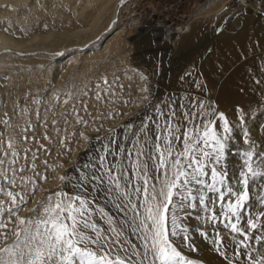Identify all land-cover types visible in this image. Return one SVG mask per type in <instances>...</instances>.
I'll use <instances>...</instances> for the list:
<instances>
[{
  "label": "rangeland",
  "instance_id": "rangeland-1",
  "mask_svg": "<svg viewBox=\"0 0 264 264\" xmlns=\"http://www.w3.org/2000/svg\"><path fill=\"white\" fill-rule=\"evenodd\" d=\"M31 1L44 2L45 5L52 3L51 0ZM114 1L110 0V6ZM65 3L66 0H54L52 4L59 5L57 9L65 8L67 11L69 4ZM220 3V0H127L122 4L116 21L121 34L135 42L129 57L118 66L112 62L117 57L113 54L109 57L106 50L100 55L104 54L99 58V66L92 71L81 72L83 60H78L76 65L69 64V58H66L60 68L52 69L51 75L48 74L50 76H43L41 79V76L35 75L36 78L39 76L37 81L36 78L33 79L36 83L32 80V83L29 81L27 84L9 86L6 79L9 76H16V82H21V77L29 70H45L52 65V55L39 51L35 55H47V63L36 64L37 66L30 69L29 66L20 65L1 70L0 160H4V164L0 165V187L5 192L19 194L17 199L23 196L27 201L21 205L19 216H28L30 209L37 208L38 202L53 192H71V187H64L65 182L60 177H78L75 169L88 162L92 150L101 146L100 140L110 137L118 144L130 147L125 140L127 123L133 124V131H136L147 116L153 115L155 119L154 109L157 106L166 111L163 109L166 103L172 104L179 111V97L186 104L203 102L208 111H211L210 105L213 102L214 105L220 100L230 102L225 109L215 110L217 114L224 113L230 127L229 132L223 133V121L218 119V115L215 117L218 130L227 139L225 155L221 165L217 166L225 173L224 185L219 187L222 191L227 187L241 188L240 172L245 153L256 154L254 166L264 159V70L259 71L258 77L261 81L255 82L250 91L225 95L223 93L226 91L225 82L237 64L256 55H264V0H226L225 6L219 8ZM25 7L26 4L9 15L0 16V29L9 28L5 26L13 23L22 14L20 17L24 22L11 28L24 31L28 26H40L43 30L39 37L41 43L38 40L36 44L43 47L41 49H45L44 44H50L48 42L51 41L55 42V48L71 41V38L66 40L68 36L63 34L64 22L59 19L61 13L57 18L55 10H52L55 21L48 13L50 11L41 10L42 13L37 19L28 15V12L22 13L21 10ZM107 13L106 17H110L111 10ZM136 28L139 31L133 32ZM54 30L57 31L52 32ZM245 31L252 34L250 43H233L231 52L220 50L225 43L232 42L236 34ZM50 33L53 36L56 34L57 38ZM104 45L105 43L94 39L89 45L90 53L102 51ZM231 54L235 55V60H231ZM58 71H61V77L57 76ZM149 129H154L151 122ZM104 142L107 143L106 140ZM9 144L12 145L11 148ZM13 151L17 155L13 156ZM127 163L130 167L131 161ZM260 170L257 168V171ZM5 173L15 182L5 181ZM205 180L210 181V176H206ZM5 192H0V201L6 202L7 206L10 201ZM96 195L100 196L101 193ZM217 195L205 190L203 204L192 199L190 202L186 201L184 207L177 206L175 213L185 229L181 236L206 238L224 264H250L249 253L255 256L257 252H264V244L259 239L264 236V178L257 176L250 180V198L246 207L239 210L238 226L242 228V233L246 229L248 236L255 237L245 240L248 245L245 248H238V242L244 239L243 234L233 232L228 227L232 221L223 214V205L233 197L226 196L225 200L219 201ZM193 196H197L195 190ZM258 200L261 202L255 205ZM97 204L104 206L105 211L115 218L113 226L118 230L122 221L131 220L130 210L127 215L118 212L103 198ZM212 213L216 214L215 220L211 218ZM94 218L102 228L108 227L104 220L95 216ZM252 220L261 226L255 230L249 228L248 222ZM3 224H7L10 234L14 225L9 222L8 217L0 216V225ZM3 232L4 229L0 227V234ZM181 236L173 239L186 257L197 264L215 262L214 259H202L201 253L195 250L191 252V249L181 247L184 244ZM121 239L135 245V249H130L128 253L134 264H140L141 261L148 264L141 241L129 227H124ZM7 243H12V240L9 239ZM3 246L4 242L0 241V247ZM134 251L139 252V255H133Z\"/></svg>",
  "mask_w": 264,
  "mask_h": 264
},
{
  "label": "snow or ice",
  "instance_id": "snow-or-ice-1",
  "mask_svg": "<svg viewBox=\"0 0 264 264\" xmlns=\"http://www.w3.org/2000/svg\"><path fill=\"white\" fill-rule=\"evenodd\" d=\"M163 109L166 111L157 106L155 119L147 116L136 131L131 123L125 126V140L130 147L110 137L100 140L101 146L92 150L88 162L75 169L78 177H60L64 187L70 186L72 191L51 193L38 202L37 208L30 209L28 216H19L21 205L27 203L23 196L17 199L19 194L0 187L10 201L7 206L0 201V216L8 217L14 225L10 234L7 224L0 225L4 229L0 234V241L4 242L0 264H134L128 253L135 245L121 239L125 226L141 241L148 264H197L182 253L173 239L185 232L175 209L192 199L203 204L205 190L217 193L219 201L233 197L223 205V214L232 221L228 227L242 233L239 210L246 207L250 198V180L264 178V159L254 166L256 154L245 153L241 188L227 187L222 191L219 186L224 185L225 173L217 166L225 155L227 139L218 130L215 117L218 115L223 121V133H227L230 127L224 113L217 114L214 108L206 110L203 102L180 104L179 111L166 103ZM149 122L154 129H149ZM12 155L17 154L13 151ZM2 164L4 160H0ZM206 176H210V181L205 180ZM3 178L15 182L6 173ZM102 198L118 212L127 215L130 210L131 220L122 221L119 230L114 227L115 218L97 204ZM94 216L108 227L98 225ZM211 218L215 220L216 214L212 213ZM248 226L255 230L261 225L252 220ZM242 234L244 239L238 242L241 249L248 246L245 240L255 239L248 236L246 229ZM181 238L185 246H191L187 235ZM259 239L264 244V236ZM248 255L250 264H264V252Z\"/></svg>",
  "mask_w": 264,
  "mask_h": 264
},
{
  "label": "bare ground",
  "instance_id": "bare-ground-1",
  "mask_svg": "<svg viewBox=\"0 0 264 264\" xmlns=\"http://www.w3.org/2000/svg\"><path fill=\"white\" fill-rule=\"evenodd\" d=\"M57 1L58 0H56V2ZM213 1H217V0H213ZM220 1L221 3L220 5H218L219 8L223 7V5L225 6L226 0H220ZM51 2L54 3V0L53 1L51 0ZM66 2L67 3L65 4H69L67 11H65V8L63 7L62 8L64 10L57 9L56 7H58L59 5L54 6L52 3L51 4L48 3L47 5H45L44 2L40 3V1L32 2L31 0H0V16L1 17L11 14L17 8L22 7L25 4H26V7L23 8L21 12L22 13L28 12V15H30L32 18L33 17L37 18L38 15L42 13V11L43 12L50 11L48 13H50L51 16L53 17L52 10H55V13H56L55 16L57 18H59L58 16L61 13L59 19L60 20L62 19V21L64 22L63 30L65 33L63 34H65L64 36L66 37L68 36V38H65V39L66 40L68 39L69 41V38H71V41H69V43L67 44L62 43V46L60 45L61 43L60 44L58 43L60 47H57V48H55L56 44H53L55 42L51 43L52 41L50 40L51 42H48L50 44H47L45 42L46 44H44V47L46 48L41 49L43 47H40L38 44H36V41L40 39L39 37L42 34L40 31H43L40 29V26L38 28L36 26L35 27L28 26L27 28L25 27L26 28L24 30L25 32L21 30L20 28L19 29L11 28L12 26H17L19 23L24 22V19L20 17V15L22 14H19V16L16 18V20L13 21V23L5 26L9 28H5V30L4 28L0 29V72L3 69L14 68L15 66L19 67L20 65L29 66V69H30V67L34 65L37 66L36 64L40 63L41 65V64L47 63L48 58H49L47 55L45 54H39V56H37L38 54L35 55L36 52H39V51L50 53L53 59L50 62V64L52 65L48 68H45V70L42 69L43 70L42 71L40 68L37 69L35 67L36 69L33 68L32 72H29L30 71L29 70L28 73L23 74V76L21 77L23 82L22 81L16 82V79H15L16 76L14 77L13 75L7 77L6 79H7L9 86L14 87L21 83L27 84L29 81L32 83V80L36 78L35 75L41 76L40 77L41 79L43 76L44 78H46L47 76L51 75L50 73L53 68L55 67L60 68V66L62 65V61L65 60L66 58H69V64H76V65H77L78 60H83L84 63H83L81 72H84V71H92L96 69V67L99 66L98 63L101 60L99 58L104 56V54L102 56L100 55L106 50L108 51L106 53L109 55V57L111 56V54L117 57L115 62L114 60L113 61L110 60L114 63L115 66L122 64L123 60L124 59L126 60L127 57H129V54L133 50V43L135 42V40L133 39L132 41H130L131 40L130 37H124L121 34L122 31H120L119 27L117 26L118 21H116L119 17L118 15L121 12L122 4H124L126 0H115L112 6H110V3H111L110 0H66ZM6 3L8 4L10 3V4L6 5ZM60 10L62 12H60ZM109 10H111L110 17L109 16L106 17V13ZM56 17H53L55 18V21H56ZM59 19L57 20L60 21ZM49 22L51 21L49 20ZM49 22H47V24ZM50 26H51V23H50ZM49 29H52V28L50 27ZM44 31L46 30L44 29ZM56 31L57 30H54L52 32H56ZM134 31L138 32L139 30L138 28H136V29H133V32ZM60 34H62L61 31H60ZM257 34L261 35L260 32H257ZM51 35H49V37ZM55 35L54 36L52 35V36L55 37ZM251 35L252 34L247 31L240 33V34L238 33L236 34V36H234V40L232 42L225 43L226 45H224V47H222L220 50L224 52H231L234 47L233 43H238L240 45H243L245 43L246 44L250 43L251 38H252ZM94 39L95 40L98 39L99 42H102L103 44L105 43L104 49L99 52L90 53L91 49L89 45L91 42L94 41ZM58 41H62V40L58 39ZM230 56L232 58L231 60L236 59L234 54H231ZM105 57H108V56H105ZM71 67L76 68V66L74 65H71ZM262 70H264V55L263 54L256 55L252 59L246 62L237 64L236 68L232 71V73L230 74V76L225 82L226 86L224 87V89L226 91L223 93V95L234 93V92L243 93V92L250 91V89L253 88V86L255 85V82L261 81V79L258 77V73L259 71H262ZM59 72L61 73V71H58L57 76L61 77ZM39 76L36 78V81L39 78ZM179 102H181L180 104H186V102H183V99L181 97H179ZM229 103L230 102H223L222 100H220L218 104L216 105H214V102H213V104L210 105V107L211 109L214 108L217 111L220 109H225V107L229 105ZM247 143L249 144L248 141ZM258 202L260 203L261 201L260 200L256 201L255 205H257ZM182 243L184 244H181V247H184V249H191L190 251L194 252L193 250L194 248L195 251H197L198 253H201L202 259H207L208 261L211 259H214L215 262H213V264H224V262L221 261V257L217 253V251L212 250L211 245L208 243V240L206 238L205 239L202 237H199L198 239L189 238V243L191 246H185L184 241Z\"/></svg>",
  "mask_w": 264,
  "mask_h": 264
},
{
  "label": "water",
  "instance_id": "water-1",
  "mask_svg": "<svg viewBox=\"0 0 264 264\" xmlns=\"http://www.w3.org/2000/svg\"><path fill=\"white\" fill-rule=\"evenodd\" d=\"M127 1V0H126Z\"/></svg>",
  "mask_w": 264,
  "mask_h": 264
}]
</instances>
